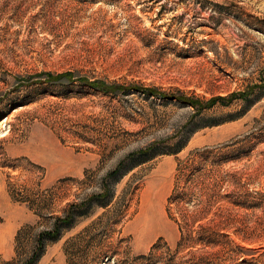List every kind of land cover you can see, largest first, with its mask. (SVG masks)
<instances>
[{
    "label": "rangeland",
    "instance_id": "rangeland-1",
    "mask_svg": "<svg viewBox=\"0 0 264 264\" xmlns=\"http://www.w3.org/2000/svg\"><path fill=\"white\" fill-rule=\"evenodd\" d=\"M196 149L220 163L193 226L231 241L177 246L166 206L203 204L167 196ZM102 191L35 264H264V0H0V264L46 224L36 210Z\"/></svg>",
    "mask_w": 264,
    "mask_h": 264
},
{
    "label": "trees",
    "instance_id": "trees-1",
    "mask_svg": "<svg viewBox=\"0 0 264 264\" xmlns=\"http://www.w3.org/2000/svg\"><path fill=\"white\" fill-rule=\"evenodd\" d=\"M69 74V73H67ZM93 83H97L100 87L107 86L110 87L107 83L103 81H94ZM120 88V87H117ZM125 88V87H124ZM98 89V88H97ZM114 89V88H112ZM105 89L103 91H107ZM146 93V92H145ZM147 94H152L151 91H147ZM241 96H244L241 94ZM232 97V94H231ZM213 98H210V100ZM183 101L186 103L196 106L197 108L201 107V102L196 99H191L188 97H184ZM180 149V145H175L172 149H168L167 152L175 153ZM147 150V148H140L136 151H130L127 156H130L129 164L134 161L132 164L136 162V153H143ZM209 158V167L205 170V166L201 163L200 159ZM220 163L219 159H216V156L212 154V151L209 149L199 150L196 149L190 153L189 156L184 157L183 159H176L175 173H174V190L167 196V203L181 202V204H194L198 205L199 203L203 204L202 209H179V217L171 215L169 212V205L166 206L168 211V215L174 220V222L178 226V239L176 242L177 246L181 245H189L192 243H202L203 245H214L222 242V239L228 238V241H231L229 238V233L226 231H222L221 227H213L211 225H198L193 226V223L204 217L205 214L209 211L208 208L212 206V194L213 191L208 193L207 190H211V185L216 184L213 181L211 170L214 165H218ZM120 161L117 163L116 167L107 172L108 176L114 175L118 176V166ZM205 172H204V171ZM210 186H209V185ZM177 186L181 187L179 190ZM176 188V189H175ZM240 188V185H239ZM108 192V189L106 190ZM207 196L203 197L205 194ZM230 193V192H228ZM105 194V191H102L98 194H93L88 198L82 199L77 207L71 208L68 207L63 209L62 214L60 215H48L43 213L42 211H35L37 215L46 219V224L39 230L35 231L31 235V244L29 245L27 250H23V257L19 258L15 263L16 264H35L43 253L45 244L47 241L54 240L60 236L62 230L65 228L71 227L75 223V219L77 216L81 214H85L87 211L88 200L96 198V203L99 205H104L105 201L102 199ZM231 194V193H230ZM229 196V194H227ZM239 198L236 199L238 206L246 207V203L240 195ZM237 198V197H236ZM30 227V226H27ZM224 227V226H223ZM88 226H85L82 231L87 229ZM19 228L14 236V240L16 244L22 245L21 239H25L26 236H21ZM81 233V232H80ZM24 237V238H23ZM16 249V248H15ZM79 252V251H78ZM108 253L106 251L101 252V256H107ZM137 256H143L139 254ZM201 260V257H199ZM199 260L194 261L193 264H201Z\"/></svg>",
    "mask_w": 264,
    "mask_h": 264
}]
</instances>
